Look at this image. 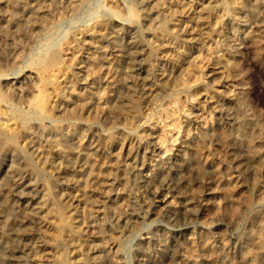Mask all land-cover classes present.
<instances>
[{
	"label": "rangeland",
	"instance_id": "374dc122",
	"mask_svg": "<svg viewBox=\"0 0 264 264\" xmlns=\"http://www.w3.org/2000/svg\"><path fill=\"white\" fill-rule=\"evenodd\" d=\"M0 264H264V0H0Z\"/></svg>",
	"mask_w": 264,
	"mask_h": 264
},
{
	"label": "bare ground",
	"instance_id": "6f19581e",
	"mask_svg": "<svg viewBox=\"0 0 264 264\" xmlns=\"http://www.w3.org/2000/svg\"><path fill=\"white\" fill-rule=\"evenodd\" d=\"M13 14V12L11 13V15ZM13 18H14V20L16 21V22H18L19 24H21V20L19 19V9H15V12H14V15H13ZM31 75V74H30ZM26 78H28L29 79V81H32V77L31 76H26ZM34 78V77H33ZM24 80V79H23ZM26 82V81H25ZM24 83V82H23ZM27 83V82H26ZM35 83V82H34ZM30 84V83H29ZM20 86H21V84H20ZM23 86V85H22ZM30 86V85H29ZM36 86V85H35ZM31 89V88H30ZM101 90V89H100ZM32 91H33V89H32ZM15 92L19 95L20 94V90L19 89H16L15 90ZM23 93V92H22ZM104 93V92H103ZM16 94V95H17ZM18 95H17V97H18ZM22 96V95H21ZM97 96H98V94H97ZM84 100V99H83ZM84 106L82 105V108H83Z\"/></svg>",
	"mask_w": 264,
	"mask_h": 264
}]
</instances>
